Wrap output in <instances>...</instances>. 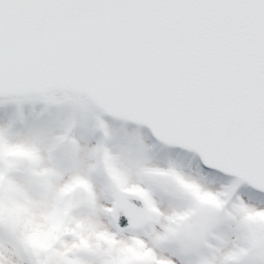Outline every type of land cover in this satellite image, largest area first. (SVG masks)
Masks as SVG:
<instances>
[{
  "label": "snow or ice",
  "instance_id": "1",
  "mask_svg": "<svg viewBox=\"0 0 264 264\" xmlns=\"http://www.w3.org/2000/svg\"><path fill=\"white\" fill-rule=\"evenodd\" d=\"M0 112V264H264V0H0Z\"/></svg>",
  "mask_w": 264,
  "mask_h": 264
},
{
  "label": "rangeland",
  "instance_id": "2",
  "mask_svg": "<svg viewBox=\"0 0 264 264\" xmlns=\"http://www.w3.org/2000/svg\"><path fill=\"white\" fill-rule=\"evenodd\" d=\"M3 115V113L2 112H0V116H2Z\"/></svg>",
  "mask_w": 264,
  "mask_h": 264
},
{
  "label": "water",
  "instance_id": "3",
  "mask_svg": "<svg viewBox=\"0 0 264 264\" xmlns=\"http://www.w3.org/2000/svg\"><path fill=\"white\" fill-rule=\"evenodd\" d=\"M146 131V130H145Z\"/></svg>",
  "mask_w": 264,
  "mask_h": 264
}]
</instances>
